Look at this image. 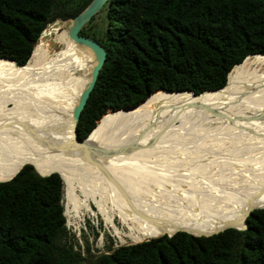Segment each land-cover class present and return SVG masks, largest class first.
I'll list each match as a JSON object with an SVG mask.
<instances>
[{"label":"trees","instance_id":"obj_1","mask_svg":"<svg viewBox=\"0 0 264 264\" xmlns=\"http://www.w3.org/2000/svg\"><path fill=\"white\" fill-rule=\"evenodd\" d=\"M93 1L0 0V58L26 66L48 25L76 19ZM80 34L107 54L77 124L85 140L108 110L155 91L224 88L235 66L264 56V0H106ZM9 180H0V264H264V209L244 228L176 232L92 261L69 241L59 173L26 165Z\"/></svg>","mask_w":264,"mask_h":264},{"label":"rangeland","instance_id":"obj_2","mask_svg":"<svg viewBox=\"0 0 264 264\" xmlns=\"http://www.w3.org/2000/svg\"><path fill=\"white\" fill-rule=\"evenodd\" d=\"M72 25L73 20H56L43 33H47L49 41L68 33ZM43 33L35 44L32 59L26 63L30 68L28 74L10 75L6 69L0 70V138L3 140L36 142L64 134L76 94L83 89L86 77L80 72L68 69L67 64L59 68L49 63L52 50L49 42L36 56ZM61 70L66 71L65 76L60 75ZM167 93L175 92L158 90L152 96ZM210 110L226 118L214 116ZM113 112L108 110L94 129L104 116L101 123ZM252 115L258 117L250 119ZM131 129L130 134L108 138L110 142L116 141L111 143L117 150L134 142H139L140 149L115 157L127 168L128 177L140 183L139 195L146 199L162 198L168 204L180 206L183 213L178 216L185 220L192 221L203 213L221 220L231 211L235 200L264 182V93L263 97L247 103L196 109L194 114L172 124L134 122ZM154 138L159 141L149 147ZM138 169H145L146 173ZM72 178L70 187L64 182L65 224L69 241L88 259L94 261L102 254L151 240L146 239L141 214L110 201L118 191L105 177L75 170ZM3 179L7 178H0Z\"/></svg>","mask_w":264,"mask_h":264},{"label":"bare ground","instance_id":"obj_3","mask_svg":"<svg viewBox=\"0 0 264 264\" xmlns=\"http://www.w3.org/2000/svg\"><path fill=\"white\" fill-rule=\"evenodd\" d=\"M68 28V33L56 35L49 41L47 33H43L42 42L36 51L37 56L46 47V41L49 42V49L52 50L47 60L51 65L61 68L62 65L67 64L68 69H74L86 77L83 89L76 94L75 105L69 114L67 113L66 131L57 137L36 142L33 140L18 142L0 138V178H13L28 164L33 165L43 176L58 172L69 187L75 170H84L90 175L105 177L119 193L114 190L117 195L112 194L110 201L115 205L122 204L136 214H141V222L146 229V239L157 238L164 234L172 236L178 231H186L196 236H211L232 227L244 228L248 214L255 209L264 208V182L259 183L253 192L235 200L231 211L221 220H217L210 213H203L188 221L178 216V213H183L180 206L168 204L162 198L151 196L153 198L146 199L139 195L142 189H139L140 183L128 177L127 168L121 163L120 158L115 156L108 158L102 153L116 149L113 147L116 141H111L112 144L108 137L114 136L112 137L114 139L122 134H130L134 122L153 121L172 124L175 120L186 118L194 114L196 109L205 106L242 104L263 97L264 56H249L242 64L235 66L229 74L226 88L198 96L188 91L154 94L148 104H143L145 106H140L142 102L138 106L115 111L101 123L105 115L88 137V149H83L74 135L76 124L74 114L91 83L98 56L90 46L72 39L70 26ZM1 69H6L10 75H26L30 68L17 66L12 60L0 58ZM61 71L60 75L65 76L66 71ZM146 146L148 150V145ZM138 170H141L140 173H146L145 169ZM103 210L107 213L105 209Z\"/></svg>","mask_w":264,"mask_h":264},{"label":"water","instance_id":"obj_4","mask_svg":"<svg viewBox=\"0 0 264 264\" xmlns=\"http://www.w3.org/2000/svg\"><path fill=\"white\" fill-rule=\"evenodd\" d=\"M105 2H106V0H94L91 3V5L81 15H79L76 19L73 20V25L70 28V36H71V38L74 39L78 43H82V44L88 45L91 48H93L94 51L97 53V56H98V63L96 65V67L94 68V71H93V74H92L91 83L89 84L87 90L83 94V96L81 98V101L79 103V106L77 107V109L75 111V114H74V118L76 120L75 129H74V135H75L76 140L79 142L80 147L83 148V149H88V145H87L88 137L85 140H80L78 138L77 124L79 122L81 112L84 109V107L86 105V102H87V100L89 98V95H90L91 91L93 90L96 81L98 80L100 70L103 67V64L105 62V59H106V55L107 54H106L105 49L103 48V46L99 42H97L93 38H90V37L81 35L80 34V31H81L82 27L84 26V24L87 23L98 12V10L103 6V4ZM180 91H188V92L192 93L194 96L200 95V94H196V93H194V92H192L190 90H180ZM170 92H179V91H170ZM131 107H134V106H131ZM210 112L214 116L220 117L222 119H225L226 118V116H224L223 114H220V113L216 112L215 110H210ZM257 117L258 116H256V115H252V116H250V119H255ZM232 120L233 119H231L230 121H232ZM156 140H157V138H154L148 144L149 147L150 146H153L154 143L156 142ZM138 143L139 142H134L133 144H131V145L127 146V147L121 148V149L116 150V151H113V152H108V153L103 152L102 154H103V156L108 157V158L109 157H114V156H125V155H129L130 151L140 149V146H139ZM53 173H58V172H53ZM50 174H52V173H50ZM50 174H48L46 176H49ZM41 176H43V175H41ZM12 179H10V180H12ZM261 209H264V208H261ZM251 212L248 214V216H250ZM246 224H247V222H246Z\"/></svg>","mask_w":264,"mask_h":264}]
</instances>
